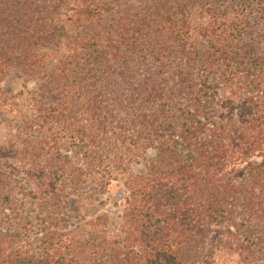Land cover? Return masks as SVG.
Masks as SVG:
<instances>
[{
    "label": "trees",
    "instance_id": "16d2710c",
    "mask_svg": "<svg viewBox=\"0 0 264 264\" xmlns=\"http://www.w3.org/2000/svg\"><path fill=\"white\" fill-rule=\"evenodd\" d=\"M49 66L0 174L28 235L8 250L0 231V264H264V0H0V97ZM116 170L120 232L72 234L71 195L112 194Z\"/></svg>",
    "mask_w": 264,
    "mask_h": 264
},
{
    "label": "rangeland",
    "instance_id": "374dc122",
    "mask_svg": "<svg viewBox=\"0 0 264 264\" xmlns=\"http://www.w3.org/2000/svg\"><path fill=\"white\" fill-rule=\"evenodd\" d=\"M135 3V2H134ZM132 2V6L129 4L116 7V9L110 14L105 15V20L108 21L112 17L119 14H126L131 9H135V4ZM81 33V28L76 29L74 26H67V35H73ZM51 70V66L48 67V72H44L41 75L31 74V72L14 71L10 72L3 82L1 83V97H0V174L7 171L18 169L12 162V150L20 149L22 146V140L26 137V132L32 133L28 128L27 123L31 118V115L35 112L37 105L43 100L46 92V84L48 82L47 74ZM49 75V74H48ZM245 165L237 167L229 174L235 180H240L241 173L244 170ZM15 168V169H13ZM138 169V170H137ZM134 174L140 173L139 166L134 169ZM113 187L112 194L107 193H95L88 191L87 183L78 190L76 194L71 195L70 208H78L79 214L71 219L72 226L69 230H72V234L77 237L86 238L91 234H94V230L109 235H116L121 230L120 215L123 213V205L116 207L115 203L119 200L118 191H126L124 184L125 179L129 176L128 173H124L121 170L112 172ZM6 176V175H4ZM20 186H24L22 189ZM20 186L15 188L17 193L16 198L19 200H28L30 198L29 190L24 182L20 183ZM28 191V192H27ZM120 202V201H118ZM15 202L10 204L4 202L1 206L0 203V231L4 235V248L10 250L18 244H23L24 239L28 236L22 226L24 221L15 216ZM32 218L35 216V212L31 210L30 203H27L25 213L22 216ZM100 215H108L110 222L105 228H96L94 226V220ZM68 230V232H69ZM27 235V236H26ZM34 238V237H33ZM32 236L30 242H32ZM10 247V248H9ZM230 256L229 252H222L219 254L218 259H226Z\"/></svg>",
    "mask_w": 264,
    "mask_h": 264
}]
</instances>
